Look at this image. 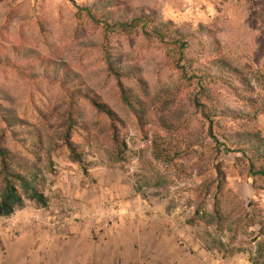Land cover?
Wrapping results in <instances>:
<instances>
[{
    "label": "rangeland",
    "instance_id": "obj_1",
    "mask_svg": "<svg viewBox=\"0 0 264 264\" xmlns=\"http://www.w3.org/2000/svg\"><path fill=\"white\" fill-rule=\"evenodd\" d=\"M156 1L163 21L171 22L187 38L200 31V26L209 27L220 42L221 57L245 74L254 88L249 96L256 100L257 107H264V0ZM87 2L0 0V46L8 52H14L16 48L37 51L57 68L55 73L52 72L57 75L58 82L66 73L78 75L80 79L75 78L72 85L91 88L115 111L117 119L124 122L120 125V134L128 147L126 160L110 164L103 147L86 142L85 133H73L70 141L84 153L83 166L74 163L66 148L61 147L66 137L69 111V98L64 90L50 80L41 83L25 78L13 69L0 67V79L20 97L19 115L28 120L30 129L38 136L36 130L41 133L43 130L46 146L55 142L60 146L53 153L52 172L42 152V162H37L45 179L43 190L49 198L48 207L39 208L27 202L25 208L13 216L0 217V261H12L11 255L17 251L21 253L17 261L30 262L34 253L39 250L42 253L46 248L41 260L61 264V256L50 259L47 255L49 249L60 246L61 251L68 248L71 252L64 262L78 263V246L102 245L104 232L117 229L125 215L152 213L166 217V227L181 248L207 251L216 261L240 258L248 264H264V257L256 252V244L264 241L259 233L260 226L249 228L250 222L241 210L243 206L248 214L255 215L257 222L264 224V179L251 177L249 156L244 158L240 153H233L213 161L212 142L205 134L201 146L194 148L188 149L186 140H181L178 145L181 156L171 166L155 161L152 155L154 137L166 135L162 129L163 121L182 123L194 134L200 132L203 123L208 126L200 109L193 104L201 89L209 94L206 105L207 113L211 112V115L213 109L253 114L252 109L245 106L243 95H236L227 83L211 81L201 73L191 83L172 64L170 46L161 48L143 43L136 47L131 57L133 62L150 64L155 73L151 75L154 89L146 108L150 125L142 128L136 114H127L106 98L115 94L116 88L105 71L103 51L119 37L93 27L80 14L78 7ZM198 49L207 51L203 45ZM207 58L200 62L207 65ZM192 74L188 71V76ZM157 83L161 84L159 89H156ZM82 103L85 106L86 102ZM38 108L43 114L48 109L45 127H41ZM87 108L89 121L99 124L109 121ZM214 121L217 133L233 131L235 126V122L227 118ZM244 125L248 131L259 132L264 137V113ZM18 153L21 158L36 163L32 155ZM216 167L225 173V193L230 191L219 200L213 198V192L210 196L205 195L199 188L204 179L200 173L207 169L214 171ZM250 202L253 206L248 207ZM216 210L226 218L225 224L207 225L200 220L202 214L213 215ZM54 230L63 232L64 237L51 243L50 234ZM241 250L243 252H239Z\"/></svg>",
    "mask_w": 264,
    "mask_h": 264
},
{
    "label": "trees",
    "instance_id": "obj_2",
    "mask_svg": "<svg viewBox=\"0 0 264 264\" xmlns=\"http://www.w3.org/2000/svg\"><path fill=\"white\" fill-rule=\"evenodd\" d=\"M156 2V0H88L86 5L78 7L80 14L93 27L102 28L107 34L119 37L109 43L110 47L109 44L104 47L103 51L105 71L116 88L115 94L107 95L106 98L127 114H136L138 123L142 128H147L150 124L147 121L146 108L154 89L151 75L152 72L155 73V68L150 64L133 62L131 53L135 52L136 47L147 42L161 48L170 46L173 50L172 64L181 72L184 79L188 78L192 83L198 78L195 76L201 73L211 81L227 83L228 88L236 95H243L245 106H249L253 114L231 109L223 111L213 109L214 113L211 115V112L207 113L206 105L209 94L201 89L199 96L193 99V104L195 108L200 109L208 126L203 123L200 132L194 134L182 123L169 124L163 121L162 129L166 135L154 137L152 142L154 160L162 165L171 166L181 156L178 154L181 140H186L190 149L199 146L205 134V137L212 142L210 149L213 161L221 155L229 156L233 153H240L244 158L249 156L247 161L251 177L264 179V137L259 132L248 131L244 125L264 113V107H257L256 100L249 96L254 90L251 81L242 71L221 57L220 42L209 27L200 26V31L191 33L187 38V35H183L182 31L176 29L171 22L163 21ZM202 45L207 48L206 52L198 49ZM204 57H208L207 65L200 62ZM21 60L29 64L24 65ZM49 62L33 49L16 48L14 52H8L0 46V67L13 69L25 78L36 79L41 83L50 80L64 90L65 96L69 98V111L66 137L61 147L66 148L74 163L83 166L84 153L70 141L73 133H85L86 142L103 147L110 164L125 162L128 147L120 134V125L124 122L117 119L115 111L102 102V98L98 97L91 88L82 89V85H72L75 78L80 79L78 75L66 73L59 83L57 75H53L57 68ZM187 69L193 74L188 76ZM195 73L197 74L194 75ZM160 87L161 84L157 83L156 89ZM82 102H86L85 106ZM19 107L20 97L0 79V217L2 218H9L21 211L27 202H32L39 208L48 207L49 198L43 190L45 179L37 162H42L41 156L44 154L49 171L52 172L53 153L60 148L55 145L56 142L46 146L43 130L42 133L39 129L36 130L39 136L32 131L28 120L19 115ZM87 107L109 121H100V124L98 121H89ZM36 110L42 117L41 127H45L48 109L44 114L42 109ZM216 118H227L235 122L233 131L217 133L215 131L217 123L214 121ZM18 152L32 155L36 163L21 158ZM197 152L195 150L194 153ZM209 171L210 169H207L199 175L204 177L199 185L200 191L209 196L213 192V198L219 200L225 197L227 192L230 193L229 190L225 193V173L216 167L206 176ZM238 202L241 205L240 200ZM251 206L253 202L248 204V207ZM241 210L246 215V221L250 222L249 228L260 226L259 233L264 238V224L257 222L255 215L248 214L243 206ZM200 220L207 225H223L227 222L224 215L217 210L213 215L202 214ZM241 222L242 220L239 223ZM256 246V252L260 257H264V241L258 242Z\"/></svg>",
    "mask_w": 264,
    "mask_h": 264
},
{
    "label": "crops",
    "instance_id": "obj_3",
    "mask_svg": "<svg viewBox=\"0 0 264 264\" xmlns=\"http://www.w3.org/2000/svg\"><path fill=\"white\" fill-rule=\"evenodd\" d=\"M166 220L163 214L125 215L117 229L104 232L102 245L78 246L77 251L75 250L78 254V263L73 264H248L240 258L216 261L207 251L198 248L189 251L177 246L173 234H170L166 227L168 224ZM50 237L51 243H54L64 235L63 232L54 230ZM46 244L49 246L47 242ZM45 250L42 249V253L40 250L34 253L30 262L17 261L21 253L14 251L11 255L12 261H0V264H56L41 260ZM49 251L47 255L50 259H55L59 255L62 258L61 264H71L67 260L63 261L68 259L71 253L68 248H62L61 251L60 246H57Z\"/></svg>",
    "mask_w": 264,
    "mask_h": 264
}]
</instances>
